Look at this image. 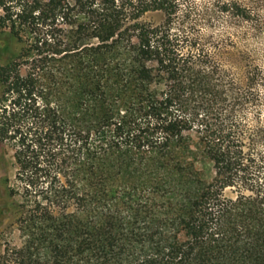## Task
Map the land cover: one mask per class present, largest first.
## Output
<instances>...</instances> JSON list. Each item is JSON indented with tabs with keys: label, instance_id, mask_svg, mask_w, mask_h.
Masks as SVG:
<instances>
[{
	"label": "trees",
	"instance_id": "obj_1",
	"mask_svg": "<svg viewBox=\"0 0 264 264\" xmlns=\"http://www.w3.org/2000/svg\"><path fill=\"white\" fill-rule=\"evenodd\" d=\"M190 10L0 0V33L18 43L0 65L16 166L1 264H264L261 71L239 83L189 35Z\"/></svg>",
	"mask_w": 264,
	"mask_h": 264
},
{
	"label": "rangeland",
	"instance_id": "obj_2",
	"mask_svg": "<svg viewBox=\"0 0 264 264\" xmlns=\"http://www.w3.org/2000/svg\"><path fill=\"white\" fill-rule=\"evenodd\" d=\"M223 0H189V35L200 38L212 58L241 84L247 85L251 71H261L256 88L261 98L257 102L260 116L264 121V0H238L251 8L252 15L245 19L223 11ZM156 23L162 21L161 14L145 17ZM18 48V43L6 41L0 33V65ZM246 119L256 121L257 108L250 105ZM16 166L13 152L8 145L0 142V213L11 204L8 186L15 179ZM9 180V181H8ZM11 214H9L10 217ZM0 215V222L10 218ZM0 223V231L3 229ZM2 246L0 245V255ZM1 264V262H0Z\"/></svg>",
	"mask_w": 264,
	"mask_h": 264
}]
</instances>
